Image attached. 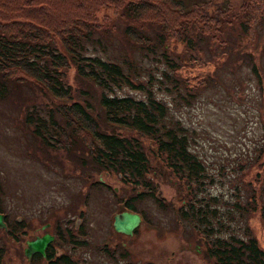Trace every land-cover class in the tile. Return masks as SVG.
<instances>
[{"label":"trees","instance_id":"1","mask_svg":"<svg viewBox=\"0 0 264 264\" xmlns=\"http://www.w3.org/2000/svg\"><path fill=\"white\" fill-rule=\"evenodd\" d=\"M242 2L247 15L239 18L236 13L234 17L243 23L245 31H251L259 13H264V9L260 10L264 0ZM217 7L213 0H0V98H8L17 107L20 103L24 106L22 134L28 132L40 147L76 151L80 153L79 163L89 162L97 170L117 174L131 186L146 187L123 198V209L139 213L131 200L143 194L161 203L154 192L155 184L148 178L149 171H154L153 158L167 169L164 176L184 180L186 189L195 187L202 192L206 180L204 163L188 146L190 138L184 134L187 126L178 123L168 102L156 96L155 91L161 88L169 93L172 104L180 97L191 102L192 84L181 70L175 71L177 59L168 53L182 58L188 49L193 51L194 29L208 36L209 49L221 41L218 35L222 12ZM115 22L121 23L129 40L145 43L150 51H154L155 44L159 46V57H153L163 63L155 67L158 75L147 69L140 77L129 76L122 68L124 60L102 52L101 35L94 34L116 31L119 27ZM93 39L100 44L101 53L86 52ZM178 46L180 51H175ZM125 53L129 55L128 49ZM67 69L73 72L72 82L65 80ZM21 84L22 90L15 88L16 93H11ZM123 86L136 91H121ZM28 89L39 92L29 95ZM137 91L141 94L137 95ZM115 125L129 131L122 132ZM259 151L260 167L256 177L251 178L253 184L243 197L244 203L233 201L229 207L238 212L243 222L238 231L228 230L223 222L227 219L224 206L209 205L202 196H193L194 200L202 199L196 203L184 197L177 207H172L173 211L170 207L177 221L191 220L195 231L189 227L187 230L196 239L206 237L203 252L210 264H264V245L242 218V210L246 215L258 211L259 218L264 217V197L257 198L256 194L264 189V143ZM209 199H215V195L210 194ZM0 212H4L1 207ZM5 217V228L0 226V232L6 239L18 242L17 233H25L24 223L20 218L10 222ZM80 223L74 231L73 227L66 228L72 244L84 242V236L79 237L85 233ZM76 231L78 234L72 237L71 232ZM3 248L0 243L2 253ZM34 256L46 258L41 264H71L66 253L55 254L51 244L44 248V255L34 252L31 258Z\"/></svg>","mask_w":264,"mask_h":264},{"label":"rangeland","instance_id":"2","mask_svg":"<svg viewBox=\"0 0 264 264\" xmlns=\"http://www.w3.org/2000/svg\"><path fill=\"white\" fill-rule=\"evenodd\" d=\"M242 1L246 0H213L222 12L218 35L221 41L215 42V46L212 43L211 49L207 47L208 36L194 29L193 51L188 49L182 58L168 53L177 59L175 71L181 70L192 84L191 102L180 97L172 104L168 100L169 93L161 88L155 91L156 96L168 102L178 123L187 126L184 134L190 138L188 146L204 163L206 180L202 192L193 189L195 187L186 189L184 180L169 174L164 176L167 169L153 158L151 169L154 171H149L148 178L155 184L154 192L161 203L147 194L131 200L143 219L129 234L113 230L110 226L112 215L123 209V198L134 195L133 190L139 193L146 187L131 186L117 174L97 170L96 165L89 162L79 163L80 153L76 151L69 153L60 147H40L28 132L22 134L24 106L20 103L17 107L8 98H0L2 218L6 215L5 219L10 222L15 217L20 218L25 225V233H17L20 236L18 242L6 239L0 232V243L4 244V253L0 249V264H41V257L31 258L30 255L26 258L22 249L25 239L43 232L53 234L49 242L55 254L66 253L71 264H94L95 261V264H108L102 257L105 250L100 249L108 242L123 243L128 250L129 264H210L203 252L206 237L196 239L187 230L188 227L194 230L191 220L177 221L170 207H177L184 197L195 203L203 199L209 205L224 206L227 219L223 222L228 230L238 231L243 223L238 212L229 207L233 201H238L239 205L244 203L243 197L253 184L251 178L256 177L255 172L260 167L259 150L264 143V13H259L251 31H245L243 23L234 17L236 13L239 18L247 15ZM260 8L264 9V3ZM115 25L119 27L116 31L110 29L94 34L101 35L103 50L93 39L87 44L86 52L97 50L101 53L102 50L109 57L124 60L122 68L129 76L140 77L147 69L158 75L159 70L155 67L163 65L159 59L154 61L156 56L159 57V46L155 44L154 51H150L145 43L129 40L121 23L115 22ZM179 48L174 50L180 51ZM126 49L129 55L125 53ZM127 60L131 63L127 64ZM72 79L73 72L67 69L65 80L72 82ZM22 84L11 89V93H16L15 88L22 90ZM156 84L153 82L152 85L156 87ZM123 90L136 91L126 86L121 87ZM182 90L185 89L182 87ZM95 91L94 88L92 92ZM139 91L137 95L141 94ZM28 92L33 95L39 90L28 89ZM41 98L45 99L44 96ZM162 121L168 124L166 120ZM116 127L122 132L129 131L126 127ZM208 194L215 195V199H209ZM256 194L257 198L264 197V189ZM194 195L202 196V199L194 200ZM260 217L258 211L252 210L246 215L242 210V218L250 232L264 245V217ZM78 222L85 230L79 237L86 238L83 243L72 244L66 228H76ZM45 223L48 226L42 225ZM71 235L74 236L72 232Z\"/></svg>","mask_w":264,"mask_h":264},{"label":"water","instance_id":"3","mask_svg":"<svg viewBox=\"0 0 264 264\" xmlns=\"http://www.w3.org/2000/svg\"><path fill=\"white\" fill-rule=\"evenodd\" d=\"M111 225L115 231H121L123 233L129 234L135 225L138 224L140 216L133 211L119 210L114 213ZM2 215L0 213V226L4 227V222L2 221ZM51 234L48 232H43L40 235H35L32 238L25 239V246L22 249V253L28 258L31 252L43 253L44 246L49 242Z\"/></svg>","mask_w":264,"mask_h":264},{"label":"flooded vegetation","instance_id":"4","mask_svg":"<svg viewBox=\"0 0 264 264\" xmlns=\"http://www.w3.org/2000/svg\"><path fill=\"white\" fill-rule=\"evenodd\" d=\"M42 225L46 227V226H48V223H45V224H42ZM110 226H111V224H110ZM74 230L75 229L73 228V231ZM48 244H51V243L48 242L46 244V246ZM51 246H52V244H51ZM124 248H125V246L121 242H119L118 244H116V243L110 244V242H108V244H106L105 247H100V249H104L105 250L104 253H102V257L104 256V259L107 261L108 264H129V260H128V250L126 248L125 249ZM42 259H43V262H45V259L46 258L44 259L42 257ZM95 262H94V264H95Z\"/></svg>","mask_w":264,"mask_h":264}]
</instances>
